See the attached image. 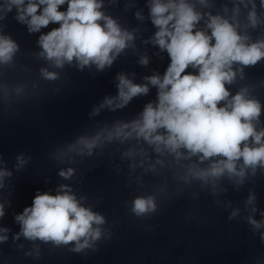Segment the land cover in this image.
<instances>
[{"label": "clouds", "instance_id": "1", "mask_svg": "<svg viewBox=\"0 0 264 264\" xmlns=\"http://www.w3.org/2000/svg\"><path fill=\"white\" fill-rule=\"evenodd\" d=\"M207 7V0H148L149 18L156 31L149 41L166 52L169 64L163 75L154 73L135 83L128 75H117V94L106 96L92 115L101 109H124L135 98L149 94L156 88V99L147 102L131 121H117L111 128L105 126L92 136H80L68 145L67 153L78 156L93 155L97 148L118 142L128 147L121 153L129 161L130 172L137 168L145 174L158 173L157 168L168 169L173 178L190 185H211L213 194L222 179L242 185L249 172L264 169V128L257 130L262 111L261 102L250 95L247 87L235 94L229 90L243 77L247 66L264 60V39L249 42L247 28H256L261 21L255 0H236L232 16L213 15L197 10ZM250 9L241 32L240 5ZM66 5V9L61 7ZM103 0H0V21L15 9L14 19L26 25L29 34L40 33L38 56L52 67L63 69L75 65L79 70L95 66L97 71L111 67L126 48L134 47V33L122 28L101 9ZM264 9V0H260ZM227 13V7L224 8ZM137 19H143L140 12ZM204 21V27L198 25ZM50 31L42 32L49 25ZM2 27V26H0ZM19 45L7 35L0 34V64H9ZM138 63L147 66L149 59L141 56ZM191 69V70H189ZM41 76L50 81L58 74L47 68ZM65 155L61 150L59 157ZM26 163L17 156V169ZM75 169L68 167L58 175L69 180ZM12 173L0 168V189ZM84 197H77L70 185L61 184L55 194L37 191L31 206L15 216L20 232L30 241L51 242L55 246L74 244L70 251L81 253L93 248L101 239L105 217L84 206ZM256 197L249 195L247 204ZM155 195H138L131 201V212L138 218L157 211ZM256 212L255 207L252 208ZM231 212L229 219L238 215ZM5 215L0 203V218ZM264 217V212H261ZM255 229L264 225L252 216L247 218ZM0 228V232H8ZM0 235V242L7 240ZM264 241V233L261 234Z\"/></svg>", "mask_w": 264, "mask_h": 264}]
</instances>
